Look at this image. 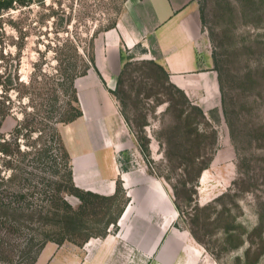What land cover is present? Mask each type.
Returning <instances> with one entry per match:
<instances>
[{
	"label": "rangeland",
	"instance_id": "374dc122",
	"mask_svg": "<svg viewBox=\"0 0 264 264\" xmlns=\"http://www.w3.org/2000/svg\"><path fill=\"white\" fill-rule=\"evenodd\" d=\"M114 1L33 0L0 11V107L11 108L0 142L10 139L28 101L27 94L17 97L15 89L25 91L17 83L42 82L52 73V50L67 37L86 46L87 36L114 18ZM195 3L203 48L222 78L228 123L219 96L211 115L200 108L204 117L195 101L184 102L166 82L153 47L111 55L113 78L99 73L104 83L94 70L76 79L82 116L56 126L73 183L99 189L108 185L100 175L108 173L120 190L111 214L122 212L103 237L80 246L46 242L34 264H264V0ZM28 141L21 136L22 150ZM7 160L0 154V178L11 175L2 168ZM28 164L29 157L20 165ZM16 187L0 179V199ZM63 197L77 208L75 197ZM44 209L0 207V242L24 247L34 236V252L47 236L66 235L67 225ZM4 222L17 224L19 233L7 235ZM12 259L27 264L17 253Z\"/></svg>",
	"mask_w": 264,
	"mask_h": 264
},
{
	"label": "trees",
	"instance_id": "16d2710c",
	"mask_svg": "<svg viewBox=\"0 0 264 264\" xmlns=\"http://www.w3.org/2000/svg\"><path fill=\"white\" fill-rule=\"evenodd\" d=\"M32 1L0 0V11L10 8L13 2L19 5H29ZM126 1H114L112 7L114 18L108 17L105 23L99 25L89 37L87 36L88 41L84 43L86 46L80 41L79 43L76 39L71 40L68 37L64 39L65 42L62 45H55L52 51L54 53L53 59L57 62V68H54L52 73L48 74L42 82L31 78L27 84L17 83V86L25 88L24 92L18 88L15 89L17 97H25L23 94H27L28 101L23 107L22 118L17 121L9 134L10 139L2 138L0 142V154L9 157L6 165L1 167L4 170H11L10 176L6 179L4 177L0 179L8 183H17V187L5 202L0 199V207L16 204L19 208H25V210L32 208L33 210V208L40 206L45 208L47 215H51V218H55L54 220L57 222L65 223L67 227L66 235L59 238L45 235L47 236L46 239L39 243L34 252L33 247L37 245L34 243L36 239L34 236L26 241L24 247L19 243H11L9 240L1 241L0 260L4 262L11 264L13 255L17 253L21 259L27 261V264H34L46 242L59 245L68 241L80 246L90 237L105 236L109 227H115L117 223L122 209H118L117 213L113 215L110 210L114 207L120 190L117 188L113 195L104 196L75 186L72 180L70 158L56 126L71 123L82 116L75 88L76 79L87 75L89 70H94L104 83L95 66L93 41L100 33L115 28L117 17ZM160 67L165 73L166 82L181 95L185 103L189 104V99L181 90L169 83L168 73L162 66ZM217 80L223 113L228 123L223 82L218 72ZM108 91L114 95L113 91L110 89ZM194 109L202 117L205 116L198 106L194 105ZM10 111L11 108L9 109V107H0V127ZM212 113L213 110L209 112V115ZM35 134L36 137L32 138ZM21 136H26V139L29 140V148L26 150L20 148ZM27 157H29V164L21 166V162ZM14 159L15 165L12 164ZM27 166L29 169H26ZM64 194L73 196L79 201L77 208H73L65 200ZM37 201L41 205L25 206L26 203L32 202L34 204ZM31 211H29L30 214ZM4 223L7 235L8 233L14 235L19 233L20 227L17 224ZM100 225H102L101 229H99ZM88 231L89 233H87Z\"/></svg>",
	"mask_w": 264,
	"mask_h": 264
},
{
	"label": "crops",
	"instance_id": "0c3cea01",
	"mask_svg": "<svg viewBox=\"0 0 264 264\" xmlns=\"http://www.w3.org/2000/svg\"><path fill=\"white\" fill-rule=\"evenodd\" d=\"M195 2L137 0L126 4L115 28L100 33L93 41L94 61L99 73L105 80L113 78L107 62L111 55H120L121 50L130 52L140 45L147 53L153 47L160 66L168 73L169 83L181 90L189 100L195 101L194 104L203 111L212 110L218 96L220 98L219 85L212 55L203 48L202 23ZM90 74L91 70L81 78ZM100 176L108 185L90 191L113 195L114 185L108 173Z\"/></svg>",
	"mask_w": 264,
	"mask_h": 264
},
{
	"label": "bare ground",
	"instance_id": "6f19581e",
	"mask_svg": "<svg viewBox=\"0 0 264 264\" xmlns=\"http://www.w3.org/2000/svg\"><path fill=\"white\" fill-rule=\"evenodd\" d=\"M127 212H128V211H126V213L124 214V216H123L122 220H123V219H124V217L126 216ZM171 254H172V257H173V251H172V253H171Z\"/></svg>",
	"mask_w": 264,
	"mask_h": 264
}]
</instances>
